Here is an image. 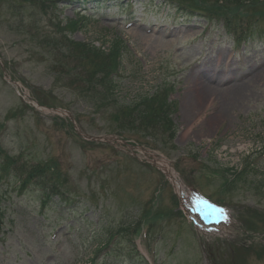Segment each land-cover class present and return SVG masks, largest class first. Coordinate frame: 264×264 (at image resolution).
I'll list each match as a JSON object with an SVG mask.
<instances>
[{"label":"rangeland","instance_id":"rangeland-1","mask_svg":"<svg viewBox=\"0 0 264 264\" xmlns=\"http://www.w3.org/2000/svg\"><path fill=\"white\" fill-rule=\"evenodd\" d=\"M134 1L139 5L129 11L88 9L95 18L71 38L103 48L115 36L127 42L119 100L131 102L159 84L172 87L178 104L174 145L146 147L169 162L191 195L190 205L196 207L203 194L225 205L226 226L205 219V228L194 230L174 203L172 183L147 153L83 141L53 117L58 115L32 106L21 90L45 107L69 111L89 134L115 135L137 146L150 141L118 133L107 115L54 83L38 45L21 31L28 33L39 19L40 28L53 32L56 20L49 18L55 14L27 8L20 29L11 4L0 7V61L21 86L0 74V166L5 154L23 170L39 161L57 165L53 180L69 201L43 204L36 189L19 193L16 181L0 172V264H264V234L246 233L240 223L246 218L264 231V24L237 44L220 25L206 27L204 19L182 20L169 8ZM58 9L60 19H75L78 10ZM241 83L239 100L224 105L218 92ZM201 85L214 94L199 95ZM241 169L240 178L223 183ZM122 226H129L127 235Z\"/></svg>","mask_w":264,"mask_h":264},{"label":"trees","instance_id":"trees-1","mask_svg":"<svg viewBox=\"0 0 264 264\" xmlns=\"http://www.w3.org/2000/svg\"><path fill=\"white\" fill-rule=\"evenodd\" d=\"M19 1V3H17ZM63 6H72L80 0H64ZM82 3L99 0H81ZM179 9L197 11L208 21H219L225 28L235 32L241 39L249 26L257 21H264V0H164ZM62 0H0V7L10 6L13 15L21 18L20 29L24 28L23 18L27 8L43 13L55 14L49 20L54 23L56 30L51 32L38 26L39 19L32 25L29 32L22 33L39 47L38 55L47 63V69L53 76L54 83L58 82L66 88H71L77 97L86 101L91 109L107 115L116 123L120 132H131L149 136L160 146H172L176 133V124L172 115L177 110L174 101L169 100V90L165 86L157 87L150 94H138L131 102L118 99V83L116 75L122 67V59L127 46L125 41L115 36L107 48L97 46L92 42H80L71 38L70 33L91 20L85 15L75 19L59 18L58 6ZM108 109H113L112 113ZM15 168V169H12ZM52 170L59 171L57 165L39 162L28 171L17 167L14 161L5 156L0 166L4 172L18 181L20 191L25 190L30 183L42 186V195L46 198L51 193H57L60 187L56 182L50 186L48 174ZM13 171V172H11ZM231 181L225 179V183ZM49 199V198H48ZM43 202L46 200L43 198ZM249 230L255 231L247 220L244 221ZM129 226L120 230L128 231Z\"/></svg>","mask_w":264,"mask_h":264},{"label":"bare ground","instance_id":"bare-ground-1","mask_svg":"<svg viewBox=\"0 0 264 264\" xmlns=\"http://www.w3.org/2000/svg\"><path fill=\"white\" fill-rule=\"evenodd\" d=\"M241 85H242V83L240 85H238L237 87H235L234 85H231V87H229L223 93L218 92L219 95L221 94L220 96L222 98L224 97V100H225L224 105L229 104V103L233 104L234 102H237L239 100L240 94L244 91V86L243 85L241 86ZM212 91L215 92L214 89L205 88L203 85H201V88L198 89V94L199 95H208V93H211V96H212V94H214V93H212ZM209 96H210V94H209ZM222 102H223V100H222ZM225 110L226 109H224L223 113H226ZM193 123L194 122L191 121L189 124V127H191L193 125Z\"/></svg>","mask_w":264,"mask_h":264},{"label":"water","instance_id":"water-1","mask_svg":"<svg viewBox=\"0 0 264 264\" xmlns=\"http://www.w3.org/2000/svg\"><path fill=\"white\" fill-rule=\"evenodd\" d=\"M58 111H61V110H58ZM69 117L71 118V120L73 121V118L69 115ZM75 129L77 131V133L84 139H87V140H92V141H105V142H109V143H112V141H117L119 143H121L120 141H118L115 137L113 136H90V135H87L83 132H81L78 127L75 125Z\"/></svg>","mask_w":264,"mask_h":264},{"label":"snow or ice","instance_id":"snow-or-ice-1","mask_svg":"<svg viewBox=\"0 0 264 264\" xmlns=\"http://www.w3.org/2000/svg\"><path fill=\"white\" fill-rule=\"evenodd\" d=\"M217 211L220 213V215H224L223 209H217ZM205 219H207V216L205 217Z\"/></svg>","mask_w":264,"mask_h":264}]
</instances>
